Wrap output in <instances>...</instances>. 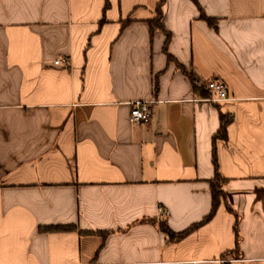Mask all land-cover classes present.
Wrapping results in <instances>:
<instances>
[{
  "label": "crops",
  "instance_id": "0c3cea01",
  "mask_svg": "<svg viewBox=\"0 0 264 264\" xmlns=\"http://www.w3.org/2000/svg\"><path fill=\"white\" fill-rule=\"evenodd\" d=\"M159 1L0 0V264H264V0Z\"/></svg>",
  "mask_w": 264,
  "mask_h": 264
},
{
  "label": "trees",
  "instance_id": "16d2710c",
  "mask_svg": "<svg viewBox=\"0 0 264 264\" xmlns=\"http://www.w3.org/2000/svg\"><path fill=\"white\" fill-rule=\"evenodd\" d=\"M166 0H160L158 5H157V9L156 11L158 12V17L157 19H155V21H152L150 23V25L152 26V30H155L156 28H164L161 24L162 22V18H163V6L165 5ZM202 17L210 24L213 26H216L215 24V19L213 18H208L204 12H202ZM170 38L171 35L169 32H167V38H166V44H165V48L164 51L167 55H169L167 53V48L168 45L170 43ZM169 59L172 60V56L169 55ZM192 83H194L195 87L198 88L199 85L197 83H195V79L193 77H190ZM198 85V86H197ZM158 87V86H157ZM220 129L219 131L215 134V136L213 137V141H214V147H213V164H214V170L216 171L215 177L213 180H211L210 185H211V189H212V200H213V205H212V209L210 211V213L205 216L203 218V220L199 223H195L191 226H189V228L185 229L184 231L181 232H177V231H173L170 230L169 227L165 224L162 223L161 224V230L164 231L167 236L169 237V239L171 241H175V240H180L183 239L184 237L188 236L189 233L195 231L196 229H198L200 226H202L204 223L210 221L212 218H214V216L216 215L215 213L217 212V209L219 207V205L221 204L222 200L224 198V190H223V184L225 183V179L223 178L221 171L219 170V160H218V156H217V150H216V140L218 138H221L223 140H226L228 137V125L230 123V118L225 115L224 113H221L220 115ZM72 228L75 227H67V226H57V227H46L43 228L44 231H67V230H72ZM234 228L236 229V243H237V249L239 248V228H238V222H236ZM42 230V231H43Z\"/></svg>",
  "mask_w": 264,
  "mask_h": 264
},
{
  "label": "built area",
  "instance_id": "2783aa9c",
  "mask_svg": "<svg viewBox=\"0 0 264 264\" xmlns=\"http://www.w3.org/2000/svg\"><path fill=\"white\" fill-rule=\"evenodd\" d=\"M57 65H66L69 63L68 60H56ZM208 89L214 93L213 100L226 101L230 99L226 86L218 79H211L207 82ZM151 114V103L146 100H140L133 103L131 109V120L133 123L148 122L152 118ZM160 212L162 215H167L169 210L161 207Z\"/></svg>",
  "mask_w": 264,
  "mask_h": 264
}]
</instances>
